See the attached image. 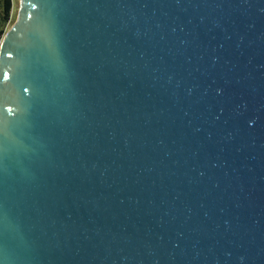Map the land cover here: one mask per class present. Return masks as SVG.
I'll return each mask as SVG.
<instances>
[{
	"label": "water",
	"instance_id": "95a60500",
	"mask_svg": "<svg viewBox=\"0 0 264 264\" xmlns=\"http://www.w3.org/2000/svg\"><path fill=\"white\" fill-rule=\"evenodd\" d=\"M21 2L0 264H264V0Z\"/></svg>",
	"mask_w": 264,
	"mask_h": 264
},
{
	"label": "trees",
	"instance_id": "16d2710c",
	"mask_svg": "<svg viewBox=\"0 0 264 264\" xmlns=\"http://www.w3.org/2000/svg\"><path fill=\"white\" fill-rule=\"evenodd\" d=\"M12 8V0H3L2 9L0 8V46L11 21Z\"/></svg>",
	"mask_w": 264,
	"mask_h": 264
},
{
	"label": "rangeland",
	"instance_id": "374dc122",
	"mask_svg": "<svg viewBox=\"0 0 264 264\" xmlns=\"http://www.w3.org/2000/svg\"><path fill=\"white\" fill-rule=\"evenodd\" d=\"M13 8H12V17L11 21L8 25V30H10L11 27H13L16 23L19 22L21 17V10H22V2L21 0H12ZM3 0H0V8L2 9ZM1 47V46H0Z\"/></svg>",
	"mask_w": 264,
	"mask_h": 264
}]
</instances>
